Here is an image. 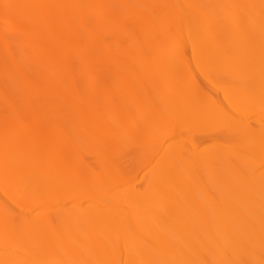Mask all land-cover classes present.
Instances as JSON below:
<instances>
[{"label": "bare ground", "instance_id": "6f19581e", "mask_svg": "<svg viewBox=\"0 0 264 264\" xmlns=\"http://www.w3.org/2000/svg\"><path fill=\"white\" fill-rule=\"evenodd\" d=\"M2 19L0 264H264V0H0ZM118 68L142 89L112 105L109 79L90 74ZM202 83L225 91L213 117L232 113L189 118ZM160 89L178 128L135 152ZM131 112L143 121L117 129ZM138 155L156 160L142 198ZM222 164L243 195L191 214L222 197Z\"/></svg>", "mask_w": 264, "mask_h": 264}, {"label": "rangeland", "instance_id": "374dc122", "mask_svg": "<svg viewBox=\"0 0 264 264\" xmlns=\"http://www.w3.org/2000/svg\"><path fill=\"white\" fill-rule=\"evenodd\" d=\"M50 1H51V5H57V0H50ZM87 13L88 14L90 13L89 10H87ZM0 22H1L0 23V26H1V24H5L7 21L5 19H2V20H0ZM64 25H65V23H64ZM9 31L10 30H8L7 32H9ZM63 34H64V32H60L58 35L60 36ZM57 36L55 37V41H57ZM27 40L31 41L32 38L27 37ZM0 47L6 48L7 46L5 44L1 43ZM9 47L12 51L16 50V47L14 44L9 45ZM187 54H188V52H187ZM143 68H144V66L141 63H138L137 67L134 70L138 73L139 76H141V72H142ZM155 68H156L155 64H152L150 66V69L152 71H154ZM191 72H193L195 75H197L199 70L195 66H193L191 68ZM129 75H130V72L127 69L118 68V69L113 70L112 73H109V72L91 73L90 79H92V77H94V76L107 77V79H109V81H107V82L110 83L112 90H113V92H112L113 97L111 100V104L116 105V104H119L120 102H123L124 100L129 99L131 97V95L134 94L137 90L142 89L141 82H139L138 79L126 81V78ZM200 77H201V74L197 75V78H200ZM125 82H130V83L125 84ZM202 84L203 85H202V88L200 90H197V91L188 90L187 91L189 98H191V96L193 95V92H197L201 95H205V100L201 101V103L198 107L199 108L198 114L194 117L188 116L189 118H203L204 122L206 124H210L212 121L219 119L221 116L226 115L228 113H232L231 111H229V109H220V110L216 111V113L214 114V117H213V112L215 110H214V105H213V99H211V97L223 99L225 91L219 85H214V83H207V84L202 83ZM182 91H183V89L178 91L177 94L181 93ZM157 93L158 94L154 96L155 98H153L152 100L143 101V103L141 104V105H153V108H151L152 111H157L158 109H162L161 117L157 123V128H152V127H150V125L143 127L144 133L140 137V140L137 142V144L130 145V146L135 147V149L133 150L135 152H138L137 151V148H138L139 153L145 152L146 154L147 153L149 154V152H152L153 148L156 146V140H157L156 138L161 137L162 135L166 134L167 132L176 130L178 128V127L175 128L178 125V123H177V120L175 119L176 113L174 112L173 108L170 107L171 105L167 104L168 105L167 107H165L164 109L162 108L160 101L163 100L162 98H163L164 94H166L165 90L160 89V91H158ZM143 97L144 96H142V98ZM173 98L175 100H177L176 96H173ZM131 103H132V101L129 102V105ZM187 118L185 119L184 124L186 123ZM214 118H217V119H214ZM212 119H214V120H212ZM208 120H211V121H208ZM142 121H143L142 116H140L134 112H131L129 115H127V118L123 119L121 127L117 128V129H124V128L129 127V126H134L136 124H140ZM181 127H185V126H181ZM56 132H54V133H56ZM56 134H58V133H56ZM174 137L175 136L173 135V138ZM90 145L93 147V149L94 148L101 149V148L108 147L105 144V137L103 135L102 136H99V135L94 136L93 142ZM79 147H81V146H79ZM84 148L86 150V146ZM82 150H83V148H82ZM84 151H82V152H84ZM74 153H76V152H74ZM100 153H101V150H97L95 152V155H98ZM76 154H73L72 152H70L71 160H80L81 159V156H76ZM77 155H79V153ZM81 155H82V153H81ZM95 155L89 156L90 159L97 160V157H94ZM148 158H141V156L138 155L135 159V161L138 164L140 163L142 165L141 168L139 169V172L137 173V178L140 179L143 176V178L141 179V181L139 182V185H138V187H139L138 190L140 192L139 194H140L141 198L145 197V196H149V193H147V191H146L149 189H148V185L146 183L147 180L145 181V179L148 177V175L152 174V171H153L154 166H155V161H156L154 159L150 160ZM212 166H215V164H212ZM215 169L216 170L213 172V173H215V175L214 174L213 175L216 176L219 180H222V188H221L220 193H219V195H221L222 197L216 198L217 202H212V200L210 199L209 201H207V203L202 202V203H198L195 205H190L189 207L191 208V212H190L191 214H194L197 212H202L203 210H207V209H213V210H216L217 212H219V214L221 215L222 212H225L229 209V207H230L229 203L232 200H234V198L240 199V196L243 195L244 190L247 188L243 185L237 186V182L236 181L234 182V180L232 178L233 175L231 176L230 172L226 169V167L223 164L221 166H219L218 168H215ZM262 169H264V165L255 168L254 173H253L254 174L253 177L257 178L255 175H257V173H259V171ZM179 171H182L181 172L182 173L181 178L183 180H186L188 182H194L195 173L193 171L182 170L181 167L179 168ZM171 181H172V183H174L176 181V179L174 178ZM173 192H174V190H173ZM198 217H200V215ZM121 241H122V239H121ZM116 245L117 246L120 245L119 241L117 243H115V245H113L114 246L113 248H115V250L117 247ZM121 246H122V244L119 246L120 249L117 248V250L118 249L121 250ZM113 252H111V255ZM108 257L110 258L111 256L108 255L107 259H108ZM107 264H109V262H107Z\"/></svg>", "mask_w": 264, "mask_h": 264}]
</instances>
